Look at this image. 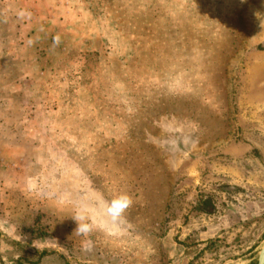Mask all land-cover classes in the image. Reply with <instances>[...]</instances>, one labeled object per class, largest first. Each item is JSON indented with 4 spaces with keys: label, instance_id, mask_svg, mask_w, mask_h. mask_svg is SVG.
Wrapping results in <instances>:
<instances>
[{
    "label": "rangeland",
    "instance_id": "1",
    "mask_svg": "<svg viewBox=\"0 0 264 264\" xmlns=\"http://www.w3.org/2000/svg\"><path fill=\"white\" fill-rule=\"evenodd\" d=\"M263 248L264 0H0V264Z\"/></svg>",
    "mask_w": 264,
    "mask_h": 264
},
{
    "label": "clouds",
    "instance_id": "2",
    "mask_svg": "<svg viewBox=\"0 0 264 264\" xmlns=\"http://www.w3.org/2000/svg\"><path fill=\"white\" fill-rule=\"evenodd\" d=\"M133 201L128 194H120L113 198L110 202H107L103 214L106 221L111 225H119L124 222L125 212L131 207ZM75 220L78 222L76 231L82 235L92 232L96 225L94 222H90L88 217L83 214H79Z\"/></svg>",
    "mask_w": 264,
    "mask_h": 264
},
{
    "label": "water",
    "instance_id": "3",
    "mask_svg": "<svg viewBox=\"0 0 264 264\" xmlns=\"http://www.w3.org/2000/svg\"><path fill=\"white\" fill-rule=\"evenodd\" d=\"M257 264H264V248L262 249V251L259 254V258H258Z\"/></svg>",
    "mask_w": 264,
    "mask_h": 264
},
{
    "label": "trees",
    "instance_id": "4",
    "mask_svg": "<svg viewBox=\"0 0 264 264\" xmlns=\"http://www.w3.org/2000/svg\"><path fill=\"white\" fill-rule=\"evenodd\" d=\"M213 209H214L213 206L210 204V205H209V210H207V211H208L209 213H212Z\"/></svg>",
    "mask_w": 264,
    "mask_h": 264
},
{
    "label": "bare ground",
    "instance_id": "5",
    "mask_svg": "<svg viewBox=\"0 0 264 264\" xmlns=\"http://www.w3.org/2000/svg\"><path fill=\"white\" fill-rule=\"evenodd\" d=\"M262 251V250H261Z\"/></svg>",
    "mask_w": 264,
    "mask_h": 264
}]
</instances>
